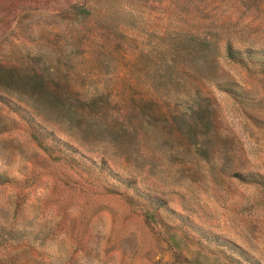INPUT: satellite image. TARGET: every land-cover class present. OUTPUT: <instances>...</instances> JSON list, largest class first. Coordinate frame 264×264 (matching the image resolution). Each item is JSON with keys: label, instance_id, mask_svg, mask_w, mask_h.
Segmentation results:
<instances>
[{"label": "rangeland", "instance_id": "1", "mask_svg": "<svg viewBox=\"0 0 264 264\" xmlns=\"http://www.w3.org/2000/svg\"><path fill=\"white\" fill-rule=\"evenodd\" d=\"M0 264H264V0H0Z\"/></svg>", "mask_w": 264, "mask_h": 264}]
</instances>
